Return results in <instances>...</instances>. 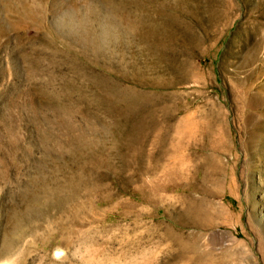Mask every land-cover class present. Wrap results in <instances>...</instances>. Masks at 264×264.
Segmentation results:
<instances>
[{
	"label": "rangeland",
	"instance_id": "1",
	"mask_svg": "<svg viewBox=\"0 0 264 264\" xmlns=\"http://www.w3.org/2000/svg\"><path fill=\"white\" fill-rule=\"evenodd\" d=\"M0 264H264V0H0Z\"/></svg>",
	"mask_w": 264,
	"mask_h": 264
}]
</instances>
